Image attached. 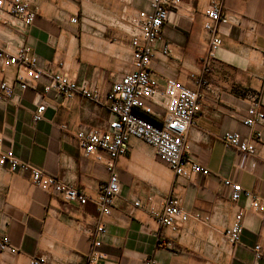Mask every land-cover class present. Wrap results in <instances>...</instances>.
I'll list each match as a JSON object with an SVG mask.
<instances>
[{
  "label": "crops",
  "instance_id": "1",
  "mask_svg": "<svg viewBox=\"0 0 264 264\" xmlns=\"http://www.w3.org/2000/svg\"><path fill=\"white\" fill-rule=\"evenodd\" d=\"M24 1L37 17L25 25L1 15L0 51L13 55L27 47L45 73L87 82L103 97L94 103L81 96L45 95L47 76L22 91L16 85L17 68L0 67V83L14 86L11 101L0 103L3 148L82 190L88 199L85 205L64 203L35 187L29 173L0 167V234L17 249L14 255L0 253V264H29L38 257L47 264H144L149 258L155 264H264L253 253L255 245L264 246V213L252 209L248 197L234 203L223 185L225 180L237 183L264 204V120L253 128L244 124L253 97H259L264 115V0H222L221 11L237 22L218 26L222 45L207 73L209 34L203 24L211 0H181L163 29L149 71L161 87L167 79L192 89L201 78L208 82L202 113L187 133L189 159L208 174L178 177L153 147L130 138L116 162L120 194L108 216L101 215L96 201L109 173L104 164L85 156L77 132L104 129L112 119L104 95L132 71L126 20L147 11L150 0ZM43 103V119L35 123L33 115ZM145 105L159 115L147 118L160 125L165 111L151 102ZM226 132L254 144L256 154L227 148L221 141ZM256 133H261L260 142ZM171 198L179 199L189 214L210 221L191 219L179 233L162 227L157 218ZM238 212L243 213L244 231L241 243L232 247L223 234ZM98 223L104 226L102 235L95 234ZM95 239L101 242L97 249L92 247Z\"/></svg>",
  "mask_w": 264,
  "mask_h": 264
},
{
  "label": "built area",
  "instance_id": "2",
  "mask_svg": "<svg viewBox=\"0 0 264 264\" xmlns=\"http://www.w3.org/2000/svg\"><path fill=\"white\" fill-rule=\"evenodd\" d=\"M222 0H211L205 15L204 30L209 34V50L204 60V72L210 71L216 52L222 45V38L218 30L221 24H235L237 19L232 14L221 11ZM181 0H150L149 9L141 11L126 20L128 33L132 38V71L126 73L120 80L112 85L104 95L103 102L108 107L112 119L104 129L79 130L77 138L85 156L93 157L95 161L106 166L109 173L108 181L101 185L100 194L96 201L102 216H108L115 200L120 194V182L117 174L116 162L124 155L130 138L140 140L153 147L160 160L178 177H190L201 174L206 176L208 170L203 165L194 163L189 159V143L187 133L202 113V99L208 82L201 78L197 88L192 89L173 79H167L161 87L151 76L149 67L156 55V46L163 41V29L169 24L170 16L181 7ZM22 21L31 25L37 17V12L32 10L24 0H0V16ZM75 23L76 20L72 19ZM123 22V20H122ZM119 23V24H122ZM120 26V25H119ZM253 30V29H252ZM163 53H170L165 46ZM0 67L17 68V87L25 91L34 88V84L42 77L47 76L49 84L44 87L43 93L62 96L71 100L81 96L94 103L102 101V95L94 91L87 82H76L61 73H45L38 63V58L27 47H21L16 54L0 51ZM14 86L3 81L0 83V103H7L13 98ZM145 102H151L165 111L160 125L152 123L147 117L159 118ZM261 103L259 97H253V103L247 110L244 124L253 128L256 123L264 120V115L259 112ZM46 109L45 103L39 105L33 115V121L39 123L43 119ZM256 142L261 141V133L255 134ZM221 141L227 148H233L239 153L248 156L256 154V147L240 135L226 132L221 136ZM0 167L12 173H29L32 184L38 189L57 195L64 203H77L85 205V193L64 181L47 175L19 160L10 149H4L0 140ZM223 185L230 189L231 200L236 203L243 196L251 199V208L264 213V204L245 191L239 184L225 180ZM137 201L135 207H139ZM158 223L179 233L181 228L191 219L208 223L210 217L199 213L189 214L181 207V201L171 198L167 201L162 214L157 218ZM243 213L238 212L233 224L223 234V240L229 246L241 243L244 227L242 224ZM102 223L95 228L96 235L104 234ZM101 242L93 240L92 247L97 249ZM17 249L10 240L0 234V253L16 254ZM255 260L264 259V246L255 245L253 248ZM100 257V256H99ZM29 264H47L43 257L34 258ZM144 264H155L153 259H146Z\"/></svg>",
  "mask_w": 264,
  "mask_h": 264
}]
</instances>
